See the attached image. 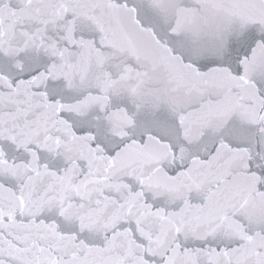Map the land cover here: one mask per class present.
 Masks as SVG:
<instances>
[{
	"label": "snow or ice",
	"instance_id": "obj_1",
	"mask_svg": "<svg viewBox=\"0 0 264 264\" xmlns=\"http://www.w3.org/2000/svg\"><path fill=\"white\" fill-rule=\"evenodd\" d=\"M0 264H264V0H0Z\"/></svg>",
	"mask_w": 264,
	"mask_h": 264
}]
</instances>
